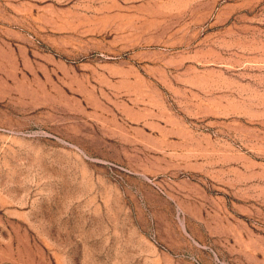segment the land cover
<instances>
[{
    "label": "rangeland",
    "instance_id": "1",
    "mask_svg": "<svg viewBox=\"0 0 264 264\" xmlns=\"http://www.w3.org/2000/svg\"><path fill=\"white\" fill-rule=\"evenodd\" d=\"M0 264H264V0H0Z\"/></svg>",
    "mask_w": 264,
    "mask_h": 264
}]
</instances>
